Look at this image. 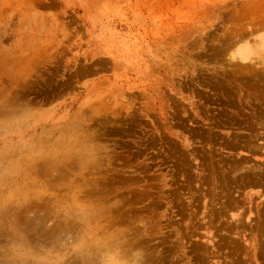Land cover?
<instances>
[{"label": "rangeland", "instance_id": "1", "mask_svg": "<svg viewBox=\"0 0 264 264\" xmlns=\"http://www.w3.org/2000/svg\"><path fill=\"white\" fill-rule=\"evenodd\" d=\"M0 264H264V0H0Z\"/></svg>", "mask_w": 264, "mask_h": 264}]
</instances>
